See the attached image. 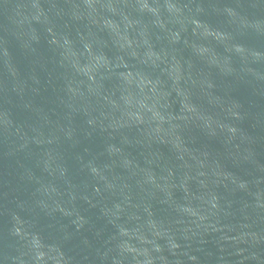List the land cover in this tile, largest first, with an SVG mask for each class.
Here are the masks:
<instances>
[{"label": "water", "instance_id": "1", "mask_svg": "<svg viewBox=\"0 0 264 264\" xmlns=\"http://www.w3.org/2000/svg\"><path fill=\"white\" fill-rule=\"evenodd\" d=\"M0 264H264V0H0Z\"/></svg>", "mask_w": 264, "mask_h": 264}]
</instances>
